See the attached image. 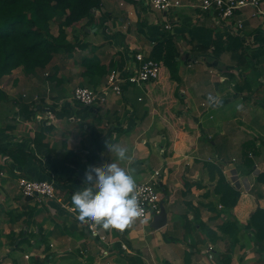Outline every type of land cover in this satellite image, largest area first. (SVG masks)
<instances>
[{"label": "crops", "instance_id": "crops-1", "mask_svg": "<svg viewBox=\"0 0 264 264\" xmlns=\"http://www.w3.org/2000/svg\"><path fill=\"white\" fill-rule=\"evenodd\" d=\"M101 1L93 23L74 27L72 52L0 80V264H130L129 257L142 264H264V237L249 224L251 213L264 209V182L257 180L264 171V17L243 9L236 32L234 19L217 24L213 13L192 6L195 0L165 11L144 0ZM164 35L177 46L178 82L166 73L141 86L122 83L119 95L110 90L92 106L72 98L76 85L89 86L86 57L114 60L130 72L135 54L148 56ZM229 35L243 40L242 57L213 54L214 42ZM164 95L174 112L168 120L159 104ZM24 103L35 108L20 109ZM248 141L259 151L252 165L242 151ZM108 144L127 148L130 161H117ZM111 161L133 168L136 183L159 171L163 226L135 218L123 230L99 226L100 239L77 220L73 194L87 187L88 169ZM219 173L240 192L231 214L214 190ZM19 177L52 180L54 197H24Z\"/></svg>", "mask_w": 264, "mask_h": 264}, {"label": "trees", "instance_id": "trees-1", "mask_svg": "<svg viewBox=\"0 0 264 264\" xmlns=\"http://www.w3.org/2000/svg\"><path fill=\"white\" fill-rule=\"evenodd\" d=\"M101 7V0H0V80L17 68H21L25 73H32L37 68L45 67L61 50L72 52L76 45L65 41L66 28L82 19L93 23V11ZM52 22H56L57 34L51 32ZM218 45H220L219 49H217ZM243 48V40L238 35H229L225 41H222V44L214 42L212 51L215 56L229 51L231 57L237 59L243 56ZM148 57L161 63L159 77L162 68L165 67L169 80L176 82L180 80L178 50L172 35H164L156 41ZM84 61L86 66L82 74L86 84L92 88H95L99 82V77L109 73L111 69L121 70L123 68L114 60L108 65L96 58L86 57ZM4 98L6 94L0 87V100ZM34 108L31 103H24L20 106V109H26L28 112H32ZM16 151L24 156L28 155L22 149H16ZM242 151L244 160L246 159L250 165H252L250 156L259 154L253 141L244 143ZM208 168L210 173L216 174L218 171L215 164L209 163ZM257 180L264 182V171L258 175ZM214 190L219 195V200L225 210L230 212L240 192L228 185L221 173H219ZM249 224L255 230L257 238L264 237L263 208H257L251 213ZM129 258L132 259L130 264H142L138 257Z\"/></svg>", "mask_w": 264, "mask_h": 264}, {"label": "built area", "instance_id": "built-area-1", "mask_svg": "<svg viewBox=\"0 0 264 264\" xmlns=\"http://www.w3.org/2000/svg\"><path fill=\"white\" fill-rule=\"evenodd\" d=\"M144 1L145 5L151 6V8L158 11H165L171 5L180 4L178 0ZM192 6L199 8L203 12L213 13L215 23L217 24L234 19V31L236 32L241 31L244 26L242 19L235 18L239 10L250 8L251 17H264V0H195ZM135 60L136 64L130 72L124 69H111L107 74L106 83L99 88L76 85L72 90V98L85 106L101 104L107 100V95L110 90L119 95L121 93L122 83L141 86L146 82L159 78L161 63L158 60L152 59L141 52L135 54ZM158 174L159 171L155 170L148 180L136 183L135 193L138 197L139 205L143 209V214L137 218L142 221L153 218L161 210V197L156 189ZM17 185L20 193L24 197L38 202L47 198H53L55 194V187L52 180L19 177ZM82 224L91 234L97 235L100 239H104L105 236L99 234V225L92 222ZM122 249L129 251L125 244L122 245Z\"/></svg>", "mask_w": 264, "mask_h": 264}, {"label": "clouds", "instance_id": "clouds-1", "mask_svg": "<svg viewBox=\"0 0 264 264\" xmlns=\"http://www.w3.org/2000/svg\"><path fill=\"white\" fill-rule=\"evenodd\" d=\"M107 149L115 154L117 161H130L127 148L108 144ZM134 171L131 167L125 170L115 161L98 169H88L83 180L87 187L71 198L77 220L92 222L104 229L123 230L140 217L143 209L135 193Z\"/></svg>", "mask_w": 264, "mask_h": 264}, {"label": "rangeland", "instance_id": "rangeland-1", "mask_svg": "<svg viewBox=\"0 0 264 264\" xmlns=\"http://www.w3.org/2000/svg\"><path fill=\"white\" fill-rule=\"evenodd\" d=\"M246 9H248V8H246ZM250 9V8H249ZM238 12H242V10H239ZM250 12H251V9H250ZM83 20H85V19H82V20H80L79 22H81V21H83ZM76 23H78V22H75V23H73L71 26H68L67 28H66V31H67V35H66V38H65V41L66 42H72L73 41V32H75L73 29H74V27L76 26V25H79L80 23H78V24H76ZM51 32L53 33V34H57V26H56V22H52L51 23ZM70 33V34H69ZM60 52H63V50H61ZM69 54V53H68ZM18 69V68H17ZM21 69V68H20ZM15 70V69H14ZM166 69H165V67H163L162 68V70H161V75H166ZM161 100V102H159V104L162 106V110H161V114L162 115H165L164 116V119H166V120H168V118H171V116H172V118H173V113L174 112H171V109H170V113L172 114V115H170V113L169 112H167V108L168 107H165V105H168V102H167V100H168V97H166L165 95L164 96H161V98H160ZM164 101L166 102L164 105H163V103H164ZM79 103V102H78Z\"/></svg>", "mask_w": 264, "mask_h": 264}, {"label": "water", "instance_id": "water-1", "mask_svg": "<svg viewBox=\"0 0 264 264\" xmlns=\"http://www.w3.org/2000/svg\"><path fill=\"white\" fill-rule=\"evenodd\" d=\"M165 222H166V213H165L163 205L161 204V210L158 214H155L153 216L152 221H151V226H153L154 228H159L163 226Z\"/></svg>", "mask_w": 264, "mask_h": 264}]
</instances>
